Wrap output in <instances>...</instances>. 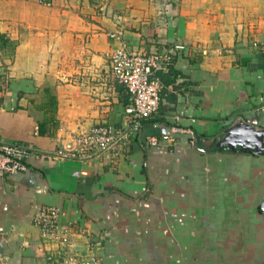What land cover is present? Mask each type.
Segmentation results:
<instances>
[{
    "label": "crops",
    "instance_id": "crops-1",
    "mask_svg": "<svg viewBox=\"0 0 264 264\" xmlns=\"http://www.w3.org/2000/svg\"><path fill=\"white\" fill-rule=\"evenodd\" d=\"M89 1H60L37 16L14 0L0 18L8 45L0 44V144L37 154L26 171L0 176V264H43L32 224L41 206L59 207L61 226L73 222L100 240L102 264L171 261L150 248L161 240L125 239L148 214H185L186 222L193 212L218 219L252 208L264 217V0H107L105 11L81 16ZM111 33L132 51L188 46L175 61L179 75L163 85L157 117L93 162L39 156L97 123L126 126L127 95L109 69L120 46Z\"/></svg>",
    "mask_w": 264,
    "mask_h": 264
},
{
    "label": "built area",
    "instance_id": "built-area-1",
    "mask_svg": "<svg viewBox=\"0 0 264 264\" xmlns=\"http://www.w3.org/2000/svg\"><path fill=\"white\" fill-rule=\"evenodd\" d=\"M109 36L120 43L119 48L109 56V69L113 81L127 95L129 105L124 109L126 126L118 128L105 122L97 123L72 137L67 145L39 156L88 163L99 160L130 137L135 138L143 128L142 122L158 113L164 88L159 75L167 72L180 54L189 53L188 46L183 43L163 45L149 52L132 51L120 34L111 33ZM167 139L168 135L162 137V140ZM158 143L157 138H150L146 142L154 147ZM33 156L37 154L29 146L0 144V176L26 171V162ZM32 224L38 228L45 246L43 264H102L100 240L73 222L61 226L59 207L41 206L34 214Z\"/></svg>",
    "mask_w": 264,
    "mask_h": 264
},
{
    "label": "rangeland",
    "instance_id": "rangeland-1",
    "mask_svg": "<svg viewBox=\"0 0 264 264\" xmlns=\"http://www.w3.org/2000/svg\"><path fill=\"white\" fill-rule=\"evenodd\" d=\"M12 1L14 0H0L1 19L7 20ZM21 1L30 3V14L40 16L45 12V9L41 7L60 8V1L69 3L71 0ZM106 3L107 0H90L89 4H86V8L81 7L82 9L78 11L81 16L87 17L91 12L105 11ZM3 41L6 42L5 39ZM6 46L8 47L7 44ZM10 51L11 49H8L6 56H11ZM6 77L5 73L0 75V81L3 84L6 82ZM242 172H244L242 174H248L247 166L242 168ZM243 194L242 192V206L248 205V197ZM194 199L196 198L194 197ZM228 200V197L224 196V206L230 205ZM250 210V212L214 214L218 219H212L211 214L208 213L195 214L193 212L187 214L189 218L186 222H184L185 214H179L177 220L170 217L168 212L148 214L143 219L130 224L125 239L149 240V243L153 244L155 243L153 240H161V247L155 245L150 248L153 250L157 248L156 250L165 255L167 260L170 257L171 261H166V264H264V217H259L252 211V208ZM185 240H192V248L189 247V244L185 245ZM216 245L220 249L222 248L224 254L222 261L216 260V258L218 259ZM186 252L190 257L199 258L201 256L202 258L201 260H186Z\"/></svg>",
    "mask_w": 264,
    "mask_h": 264
},
{
    "label": "trees",
    "instance_id": "trees-1",
    "mask_svg": "<svg viewBox=\"0 0 264 264\" xmlns=\"http://www.w3.org/2000/svg\"><path fill=\"white\" fill-rule=\"evenodd\" d=\"M2 37L0 36V44L1 45H5L6 42L3 41V39H1ZM177 58V57H176ZM176 58H175V61H176ZM175 61L174 63L172 64V66L169 67L168 71L167 72H164V73H161L159 75L160 77V80L162 82L163 85H168L170 83H173L175 78L179 75V73L174 69V66H175ZM158 113L155 115V116H152L151 118H148L146 120H144L142 122V124H145V122H147L148 120L152 119V118H155L157 117Z\"/></svg>",
    "mask_w": 264,
    "mask_h": 264
}]
</instances>
